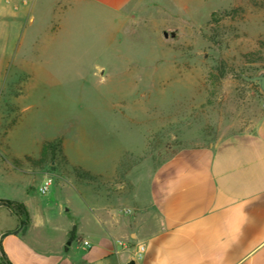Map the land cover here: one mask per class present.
<instances>
[{"label": "rangeland", "instance_id": "1", "mask_svg": "<svg viewBox=\"0 0 264 264\" xmlns=\"http://www.w3.org/2000/svg\"><path fill=\"white\" fill-rule=\"evenodd\" d=\"M128 15L77 8L75 36L70 48L54 54V71H33V37L12 68L10 80L17 81L21 56L29 53L35 62L23 65L30 77L17 110L6 119L0 113V143L34 194L52 199L54 216L85 209L72 187L76 167L113 172L117 152L101 146L133 149L138 161L146 146L164 151L179 141L165 134L168 127L210 142L246 130L264 112L259 85L239 76L264 69V0H140ZM58 138L63 151L52 176L63 172L69 184L55 179L42 195L41 177L29 175L35 165L27 158L40 157L41 146ZM8 188L1 185L0 195L14 197Z\"/></svg>", "mask_w": 264, "mask_h": 264}, {"label": "crops", "instance_id": "2", "mask_svg": "<svg viewBox=\"0 0 264 264\" xmlns=\"http://www.w3.org/2000/svg\"><path fill=\"white\" fill-rule=\"evenodd\" d=\"M139 3L0 0L3 118L17 110L14 103L22 102L26 94L30 73L23 65L33 60L29 53L21 56L18 80H10L25 41L33 37L31 46L37 57L33 71L52 72L54 54L60 47L70 48L75 36L72 16L77 8L92 6L127 17ZM35 28L37 33L32 34L29 29ZM34 77L37 83L35 73ZM176 133L168 127L165 134L179 141L165 145L169 147L164 151L146 146L147 156L141 155L138 161L133 149L101 146L105 152H117L113 172L76 167V184L72 187L85 209L68 218L52 214L51 198L34 194L29 180L17 168L18 162L7 160L6 143L1 141L0 184L14 194L0 195V247L10 263L129 264L136 259V246L144 244V258L136 259L137 264H264V112L246 130L210 142L182 138ZM44 145L40 157L27 158L35 165V170L27 173L41 177L38 187L58 169L51 152L44 155ZM120 152L130 158L123 160ZM133 157L137 159L132 161ZM53 179V183L61 180L58 182L64 187L70 180L63 172ZM3 200L20 205L21 212L12 213L1 204ZM21 220L26 223L19 233L7 235Z\"/></svg>", "mask_w": 264, "mask_h": 264}, {"label": "trees", "instance_id": "3", "mask_svg": "<svg viewBox=\"0 0 264 264\" xmlns=\"http://www.w3.org/2000/svg\"><path fill=\"white\" fill-rule=\"evenodd\" d=\"M49 152H51L52 154V158L55 159L59 154H62V140L59 138L57 140H54L53 142H47L44 145V155L46 156V154ZM1 204L3 206H6L12 213H17L21 210V206L18 204H15L13 202L10 201H1ZM21 212V211H20ZM26 221L25 220H21L20 225L18 226L17 229L13 230V231H8L6 232L7 235L9 234H17L19 233V231L23 228V226L25 225ZM0 252H1V262L0 264H11L10 261L8 260L6 254L3 252L2 247H0Z\"/></svg>", "mask_w": 264, "mask_h": 264}, {"label": "built area", "instance_id": "4", "mask_svg": "<svg viewBox=\"0 0 264 264\" xmlns=\"http://www.w3.org/2000/svg\"><path fill=\"white\" fill-rule=\"evenodd\" d=\"M53 176L49 175L47 176L43 183L41 184V186L39 187V192L42 194V195H47L51 186L53 185ZM83 244L87 247L91 246L90 242L88 241H83ZM145 252H146V246L144 244H138L136 246V252H135V258L137 260H141L144 258V255H145Z\"/></svg>", "mask_w": 264, "mask_h": 264}, {"label": "water", "instance_id": "5", "mask_svg": "<svg viewBox=\"0 0 264 264\" xmlns=\"http://www.w3.org/2000/svg\"><path fill=\"white\" fill-rule=\"evenodd\" d=\"M169 32L164 31V36L169 37ZM171 36H175V33H171ZM239 76L245 78L248 81L255 82L259 85L261 92L264 94V69L259 70L254 76H249L247 74L241 73ZM129 264H137L136 259L132 258Z\"/></svg>", "mask_w": 264, "mask_h": 264}]
</instances>
